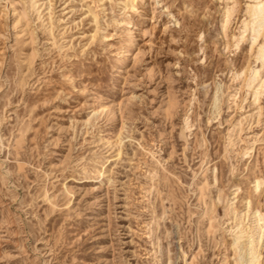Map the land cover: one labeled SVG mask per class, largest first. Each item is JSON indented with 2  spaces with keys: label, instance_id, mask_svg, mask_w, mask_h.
I'll return each mask as SVG.
<instances>
[{
  "label": "rangeland",
  "instance_id": "374dc122",
  "mask_svg": "<svg viewBox=\"0 0 264 264\" xmlns=\"http://www.w3.org/2000/svg\"><path fill=\"white\" fill-rule=\"evenodd\" d=\"M259 2L0 0V264H264Z\"/></svg>",
  "mask_w": 264,
  "mask_h": 264
},
{
  "label": "bare ground",
  "instance_id": "6f19581e",
  "mask_svg": "<svg viewBox=\"0 0 264 264\" xmlns=\"http://www.w3.org/2000/svg\"><path fill=\"white\" fill-rule=\"evenodd\" d=\"M257 1H261V2L257 3L256 6H254L250 9V17L252 18V22H253V32H254L253 44H254V46L259 43V39L262 35V30L264 29V0H257ZM226 27L227 26L225 25L224 28H226ZM259 46L260 47H259V51H258L257 61L261 62L262 65L264 66V44L260 43ZM251 75H252V77L248 80L249 90H253V87L255 86V84L260 79L261 72H260V70L253 69ZM262 90H264V80L261 81V84H259V88L257 90H255V92H254V97H255L257 102L260 101V97L262 95ZM256 223L258 224V229H256L255 234H253L250 237V256H251L250 264H256L257 240L255 239V236H257L259 238L258 243H260V239H261L262 233H263V229L259 225L260 220L258 219L256 221Z\"/></svg>",
  "mask_w": 264,
  "mask_h": 264
}]
</instances>
